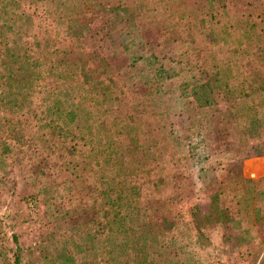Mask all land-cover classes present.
Segmentation results:
<instances>
[{
    "label": "rangeland",
    "instance_id": "374dc122",
    "mask_svg": "<svg viewBox=\"0 0 264 264\" xmlns=\"http://www.w3.org/2000/svg\"><path fill=\"white\" fill-rule=\"evenodd\" d=\"M164 1H100L122 33L97 43L117 61L100 76L123 90L62 156L1 162L0 264H111V192L150 207L127 264H264V0ZM214 77L221 120L188 137L179 84Z\"/></svg>",
    "mask_w": 264,
    "mask_h": 264
},
{
    "label": "trees",
    "instance_id": "16d2710c",
    "mask_svg": "<svg viewBox=\"0 0 264 264\" xmlns=\"http://www.w3.org/2000/svg\"><path fill=\"white\" fill-rule=\"evenodd\" d=\"M100 1L0 0V164L5 162L6 155L34 158L48 151L62 156L71 146L68 140L74 139L78 134L76 130L83 127L81 122L90 126L96 114L107 111V104L114 102V95L123 90L111 76L106 80L100 76V73L111 71L117 61L115 52L101 53L106 47L97 43L102 38L122 34L118 30L111 31L115 24L111 25L108 14L99 12ZM170 4L165 0V9L171 8ZM117 6L120 4L112 7ZM161 27L169 28L163 24ZM120 55L122 53L117 56ZM217 80L214 77L213 80L179 84L182 105L192 104V110L177 111L178 128L187 127L191 131L188 137L206 128V122L213 120L217 126L221 120L218 113L224 111L217 107L214 86L210 84ZM204 112L207 113L206 122L198 115ZM248 116L245 115L246 123L242 127L252 126V132L255 126L258 130L261 118L254 124V118ZM219 153L224 155L225 152L219 149ZM235 178L251 180L240 175ZM112 195L113 192L109 195L113 217L109 221L111 232L107 251L111 264H127L126 247L131 233L140 237L143 226L140 221L146 219L150 207L136 196V201L130 205L127 192L124 198H121L122 193ZM35 196L31 193L27 198L35 202ZM212 198V207H215L217 195ZM195 225L199 235L201 225ZM151 227L156 238L159 230L153 223ZM12 238L21 250L15 233ZM20 259L21 255L16 253V264Z\"/></svg>",
    "mask_w": 264,
    "mask_h": 264
}]
</instances>
